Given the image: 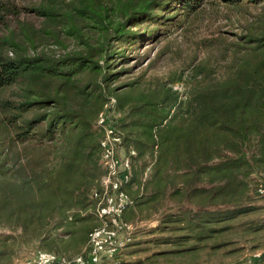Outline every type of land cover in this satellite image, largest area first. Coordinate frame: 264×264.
I'll return each mask as SVG.
<instances>
[{"label":"trees","instance_id":"trees-1","mask_svg":"<svg viewBox=\"0 0 264 264\" xmlns=\"http://www.w3.org/2000/svg\"><path fill=\"white\" fill-rule=\"evenodd\" d=\"M39 1L25 11L61 27L51 34L58 45L62 33L80 48L30 55L14 34L0 37V264L24 250L71 258L65 252H80L99 226L92 194L105 169L96 122L110 100L123 146L136 152L124 221L159 216L184 226L189 234L178 239L199 242L217 232L212 225L253 210L264 181V35L235 44L220 78L209 80L201 65L187 93L142 76L118 85L129 71L119 68L123 48L203 0ZM2 10L20 15L3 4L0 22ZM257 251L245 264H264Z\"/></svg>","mask_w":264,"mask_h":264},{"label":"rangeland","instance_id":"rangeland-1","mask_svg":"<svg viewBox=\"0 0 264 264\" xmlns=\"http://www.w3.org/2000/svg\"><path fill=\"white\" fill-rule=\"evenodd\" d=\"M39 3V0H0V8L5 4L15 8V12L20 11L17 18L5 10L1 11L0 37L14 34L30 55L64 54L78 50L77 42L62 33L59 37L63 46L56 43L51 34L60 32V26L25 11V8ZM175 14L178 15L173 23L154 29L153 36L144 38L141 43L123 48L126 60L120 61L124 65L119 68L129 71L122 74L118 85L142 76L148 81L159 78L178 82L176 90L187 93L192 86L193 78L190 76L201 65L209 80L220 78L227 62L234 56L235 44L243 45L242 38L264 35V2L254 5L246 0L233 6L221 0H203L201 8L194 13L170 11L171 16ZM85 31L88 33L90 30ZM208 78L199 80L206 83ZM249 202L252 211L214 224L220 232L203 243L209 247L228 246L234 250L232 254L225 253L219 257L209 253V249L191 252L195 241L178 239L189 234L182 230L184 226L162 223L156 216L155 220H143L138 224L133 243L123 249L117 260L102 264H204L210 261L216 264H245L254 250L264 249V199L250 198ZM172 209L175 211L176 208ZM172 211L168 207L167 214ZM35 252L24 250L19 258L30 257ZM80 252L69 250L65 254L72 256Z\"/></svg>","mask_w":264,"mask_h":264},{"label":"built area","instance_id":"built-area-1","mask_svg":"<svg viewBox=\"0 0 264 264\" xmlns=\"http://www.w3.org/2000/svg\"><path fill=\"white\" fill-rule=\"evenodd\" d=\"M114 104V100H110L96 122L103 131L100 161L105 169L99 191L92 194L99 226L90 232L81 252L71 258L38 251L30 257L16 259L13 264H102L117 260L123 249L133 242L138 225L123 220L124 212L132 205L123 187L131 179L136 152L123 146L122 135L116 128ZM256 195L264 199V181L257 187ZM260 255L257 251L250 257L255 259Z\"/></svg>","mask_w":264,"mask_h":264},{"label":"crops","instance_id":"crops-1","mask_svg":"<svg viewBox=\"0 0 264 264\" xmlns=\"http://www.w3.org/2000/svg\"><path fill=\"white\" fill-rule=\"evenodd\" d=\"M217 224H220V223H217ZM212 228H214V225H212ZM219 232L220 231H217L215 234H217ZM215 234H213L212 237ZM205 240H202V241H199V242H197L196 240H194L195 241V244H194L195 246L191 247L190 251L191 252H196V251H205V250L209 249L208 250L209 253H211V254H214L215 253L219 257L223 256V254H225V253L227 255L234 253V250H230V248H227L228 246H224L222 244L216 245V246L210 245V247H209L206 244H203ZM204 264H216V263L214 261H210V262L204 263Z\"/></svg>","mask_w":264,"mask_h":264}]
</instances>
